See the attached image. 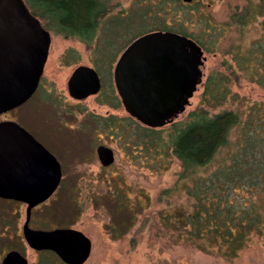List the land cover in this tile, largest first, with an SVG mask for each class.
Masks as SVG:
<instances>
[{"label":"rangeland","instance_id":"rangeland-1","mask_svg":"<svg viewBox=\"0 0 264 264\" xmlns=\"http://www.w3.org/2000/svg\"><path fill=\"white\" fill-rule=\"evenodd\" d=\"M155 2L111 0L114 7L104 20L117 14L134 19L144 15L146 25L137 21L126 26L127 32L116 41L118 47L127 46L130 33L137 34L136 38L155 30L156 20L167 28H180L201 47L205 56L202 82L184 112L171 123L184 120L200 107L209 115L224 110L239 114L238 124L229 132L228 145L216 152L206 174L230 165L227 156L237 152L246 139L253 141L258 152H264V9L259 14L260 0H169L161 11L156 10ZM245 7L251 14L247 23H234L232 14L241 13ZM103 28L101 24L89 47L76 38L50 31L39 90L3 117L28 125L62 166L59 186L32 208L29 226L70 227L82 232L91 242L83 264H264V239L260 236H253L235 258L226 260L175 243L178 231L163 228L161 216L172 214L178 206L190 208L183 182H177L180 164L169 147L135 143L137 136L127 120L131 116L120 99L114 105L112 98L118 97L113 68L124 48L109 61L101 46L106 42ZM78 65L94 68L101 80L100 91L81 100L70 97L66 89L67 79ZM210 77L214 91L225 94L220 101L206 93ZM109 116H114L109 125L98 122ZM100 145L112 149V163L101 164L97 156ZM235 191L243 198H255L245 188ZM7 201L0 200V242L4 244L0 262L6 251L17 250L28 264H37L41 252L30 248L22 235L26 204ZM53 255L54 264L62 262Z\"/></svg>","mask_w":264,"mask_h":264},{"label":"water","instance_id":"water-1","mask_svg":"<svg viewBox=\"0 0 264 264\" xmlns=\"http://www.w3.org/2000/svg\"><path fill=\"white\" fill-rule=\"evenodd\" d=\"M188 1V0H185ZM50 31L24 0H0V114L24 102L35 90L47 60ZM205 56L185 35L152 30L134 38L113 68L116 93L129 116L144 126L161 128L184 112L202 82ZM77 100L96 94V70L78 65L67 82ZM101 164L113 162L111 148L97 147ZM55 157L14 122H0V198L26 204L22 235L36 251H52L65 264H83L91 242L70 227L29 226L32 208L47 200L61 179ZM0 264H28L17 250L6 251Z\"/></svg>","mask_w":264,"mask_h":264},{"label":"trees","instance_id":"trees-1","mask_svg":"<svg viewBox=\"0 0 264 264\" xmlns=\"http://www.w3.org/2000/svg\"><path fill=\"white\" fill-rule=\"evenodd\" d=\"M24 1L47 30L64 38H76L88 47L95 40L99 26L104 24L103 35L106 42H101V46L109 61L125 46L118 47L116 41L127 32L126 26H133L137 21L146 25L144 15L134 19L132 16L117 14L104 20L114 7L111 0ZM168 1L156 0V10H165ZM257 7L262 15L264 0H260ZM250 15L247 7L241 13L232 14L235 17L234 23L240 25L247 23ZM156 22L158 24L155 30L176 31L186 35L185 32H180V28H167L162 22ZM130 34L126 45L137 35ZM212 82L213 78L210 77L206 93L209 98L220 101L225 98V94H217L210 86ZM112 98L114 105L120 103L117 96ZM113 120L114 116H109L99 118L98 122L106 126ZM127 120L132 123L137 136V140H134L136 144L147 142L152 146L157 144L169 147L179 161L177 182H183L190 208L178 206L172 214H165L160 218L164 229L178 231L175 243L188 244L199 251L232 260L253 236L264 239V152H258L253 141L246 139V143L238 147L237 152L227 156L231 161L230 165L206 174L207 166L216 152L228 145L229 132L239 122L237 112L224 110L209 115L208 110L200 107L189 112L184 120L173 122L165 129L141 125L131 117ZM236 188H245L255 198L239 196ZM3 245L0 242V251ZM40 252L37 264H54L56 259L53 252ZM58 264L63 263L59 261Z\"/></svg>","mask_w":264,"mask_h":264},{"label":"flooded vegetation","instance_id":"flooded-vegetation-1","mask_svg":"<svg viewBox=\"0 0 264 264\" xmlns=\"http://www.w3.org/2000/svg\"><path fill=\"white\" fill-rule=\"evenodd\" d=\"M50 47V46H49ZM48 57V56H47ZM47 61V60H46ZM45 64H46V62H45ZM44 67H45V65H44ZM44 67H43V71H44ZM77 67V66H76ZM75 67V68H76ZM74 68V69H75ZM73 69V70H74ZM43 71H42V74L40 75V77H39V80H38V83H37V86H36V88H35V90L32 92V94L24 101V102H22L21 104H19L18 106H16V107H14V108H12V109H10L9 111H6V112H4V113H1L0 114V122H14V123H16L18 126H20L22 129H24L35 141H37L38 143H40L47 151H49L54 157H55V159L57 160V162L59 163V165H60V170H61V175H62V166H61V163H60V161L58 160V158H57V156L55 155V153H53L37 136H36V134H34V132H32V129L28 126V125H26V124H23L22 122H20L19 120H15V119H11V118H3L5 115H7L8 113H10V112H13V111H15L17 108H19L20 106H22L23 104H25L26 102H28L33 96H34V94H36V92L39 90V88H40V86H41V80H42V76H43ZM73 72V71H72ZM72 72H71V74H72ZM71 74H70V76H71ZM98 74V73H97ZM70 76L68 77V79L70 78ZM99 76V75H98ZM68 79H67V82H68ZM99 80H100V77H99ZM67 82H66V89H67V92H68V87H67ZM100 89H101V80H100ZM100 89H99V91H100ZM98 91V92H99ZM97 92V93H98ZM96 93V94H97ZM69 94V93H68ZM94 95V94H93ZM70 96V95H69ZM71 97V96H70ZM73 98V97H72ZM74 99V98H73ZM77 100V99H76ZM62 177V176H61ZM60 181H61V179H60ZM59 184H60V182H59ZM59 184H58V186H59ZM57 186V187H58ZM57 189V188H56ZM38 205H40V204H38ZM37 205V206H38ZM36 207V206H35Z\"/></svg>","mask_w":264,"mask_h":264}]
</instances>
